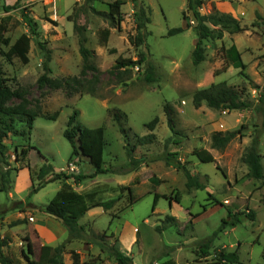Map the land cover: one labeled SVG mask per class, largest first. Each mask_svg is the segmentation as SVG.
I'll use <instances>...</instances> for the list:
<instances>
[{
	"label": "rangeland",
	"instance_id": "rangeland-1",
	"mask_svg": "<svg viewBox=\"0 0 264 264\" xmlns=\"http://www.w3.org/2000/svg\"><path fill=\"white\" fill-rule=\"evenodd\" d=\"M116 1L122 3L123 20L119 27H113L102 15L109 13L110 5ZM135 1L0 0V6L13 8L9 12L0 10V18H12L9 31L5 34L11 43L7 47L0 46V72L12 89L26 90L31 110L39 109L43 113L36 118L31 131L26 123L20 122L19 117H4L9 132L6 144L10 167L0 165V168L20 169L12 159L14 141L19 150L26 148L28 152L30 147L35 150L32 156L30 154L29 162L36 174L45 164L51 165L58 172L67 170L72 146L64 132L70 117L78 111L74 127L96 129L104 126L105 165L113 170L121 169L129 163L126 143L118 125L109 116V110L119 109L126 113V127L140 137L149 134L146 124L158 117L159 124L154 132L157 140L151 145L138 147L135 153L137 159L144 158L147 164L140 167L139 179L144 182L133 191L132 185L127 188L118 185L122 181H129L130 175L117 176L110 173L98 176L97 199L109 201L118 198L119 201L110 211L103 208L94 210L95 216L87 217L86 220L92 222L91 226L97 232L93 227L89 229L95 233L107 231L109 235L113 234L107 240L108 243L113 245L117 242L119 249L133 258L134 264H161L168 260L177 264H217L215 256L219 251H237L241 261L246 264H264V181L248 179V167L243 160L252 136L259 132L264 164V105L261 112L217 111L208 108L206 104L197 109L193 105V94L197 90L221 82L237 88L245 99L255 105L260 104L264 87V0H207L201 9L202 14L210 13L214 3L221 12L239 20L245 30L239 32L235 28L228 29L223 40L207 41L205 61L199 65L192 62L197 42L194 29L196 21L187 9V0ZM139 8L147 11L151 22L145 30L146 44L137 48L129 41V36L137 35L134 13ZM24 15L37 23L38 36L32 35ZM75 23L87 29V47L94 53L90 62L98 68L99 81L91 83L96 75L89 72L86 90L94 88L97 98L88 94L69 97L64 91L52 92L38 82L44 73V53L39 46L40 42L51 52V77L80 76L83 61ZM108 28L111 35L108 44L103 46L101 32ZM178 28L184 31L168 35L170 30ZM25 33L30 34L32 40L30 63L23 65L17 58L9 61L6 53ZM233 44L241 51L246 65L243 72L232 67L223 71V48ZM112 50L116 53H112ZM141 52L155 66L156 82H146V64L113 71L119 57L136 61ZM122 79L127 86L121 82ZM252 83L260 89H256ZM19 103V100H14L10 106ZM165 103L174 107L177 129L183 135L181 144L169 145V151L178 153V158L182 159L187 168L206 183V190L189 191L181 171L167 166L162 160L153 161L163 156L165 143L173 136L163 110ZM56 113H59L56 120L46 117ZM215 127L225 131L240 130L242 136H237L223 150H216L211 147L210 133ZM135 142L131 137L130 143ZM200 148L212 152L216 161L200 162L192 154L193 150ZM18 158L22 159L21 156ZM77 165L83 174L94 170L87 158H79ZM14 176L13 171L12 183L15 181ZM152 176L161 183L150 181ZM114 178L118 181H114ZM39 183L40 180L35 177L36 186ZM59 185L60 182H50L39 192L31 194L32 187L29 188L23 177L15 200L29 197L28 201L45 206L55 197ZM90 186L88 183L85 185L86 188ZM9 193L0 192V211L15 206L16 201L9 199ZM156 194L160 197L153 211ZM248 209L256 213L254 221L244 219L236 227L228 226L214 236L223 220H228L229 210L247 213ZM167 217H173L175 221L167 220ZM2 220L0 218V241L8 239L3 252L21 264H28L21 258V250L26 248V233H4ZM82 222L86 223L84 219ZM91 237L90 234L89 239ZM212 237L214 241L210 255L205 257L199 250L200 244ZM76 242L74 248L81 252V262H84L81 264H115L92 241ZM87 244L91 246L86 247ZM65 254L66 258L71 256L67 250ZM32 259L35 260L34 257Z\"/></svg>",
	"mask_w": 264,
	"mask_h": 264
},
{
	"label": "trees",
	"instance_id": "trees-1",
	"mask_svg": "<svg viewBox=\"0 0 264 264\" xmlns=\"http://www.w3.org/2000/svg\"><path fill=\"white\" fill-rule=\"evenodd\" d=\"M134 3L136 2L133 0ZM207 0H187V9L193 14L196 21L194 29L197 35V42L195 49L192 53V62L194 65H199L205 61L206 45L205 43L209 40H222L224 33L228 29L235 28L239 32L244 31L245 28L240 26L239 20L233 17L231 14L221 12L214 3H212V10L208 14H202L201 9L205 6ZM120 1L110 5L109 13H103L102 15L110 21L113 27H119L122 22ZM138 7V4H135ZM13 8L10 6H0V10L9 12ZM135 21L137 25V35L129 36V41L138 47L146 44V32L147 25L150 24L151 19L144 8H139L135 11ZM259 17V16H258ZM24 19L28 23V27L32 35L38 36V26L37 23L30 19L28 16L24 15ZM12 21L11 16L0 18V46H9L11 39L5 37V34L9 31V23ZM188 27H191L188 25ZM75 31L79 35V51L83 61V69L80 76H69V77H58L53 78L50 76L51 67L50 63L52 61L51 52L48 50L43 43H39L43 53L44 60L42 64L43 74L38 79V82L44 84L50 91H64L69 97L75 94H88L92 97H96V90L91 88L86 90L88 86L87 75L89 72L94 73V79L91 83H96L99 81V71L98 68L92 64L90 61L94 58V53L87 47L88 38L86 36L87 29L84 26H79L75 23ZM144 31V32H143ZM184 30L182 28L172 29L169 31L168 35L173 36L175 34H180ZM111 35V30L104 29L101 32L102 45L106 46L108 44ZM31 35L22 34L10 47L9 51L6 53V58L11 61L17 58L21 61L23 65H28L30 63V51H31ZM112 53H116L112 50ZM223 55L225 57L224 70L230 67L235 69H241L245 71L246 65L243 62L242 54L238 51L237 47L233 44L229 49L223 48ZM146 64V74L144 76L146 82L154 83L157 81V74L155 66L148 60V57L144 52L139 53V59L134 61L132 59L119 57L116 61V65L112 68L113 71H121L125 69L135 68ZM218 75L220 72L217 73ZM215 74L216 76H218ZM244 74V73H243ZM246 78L250 80L247 74ZM7 80L3 77L0 72V165H5L10 167L9 156L7 154L6 140L8 139L9 132L6 130L4 117H19L20 122L26 123L29 131L33 129L34 121L42 112L38 110H31L29 108L30 101L26 98L27 92L23 88L12 89L6 84ZM122 83L125 86L126 82L122 79ZM252 85H254L252 83ZM256 89H260L259 86H255ZM14 100H19L20 103L14 106H10V103ZM260 104L255 105L253 102L244 98L243 93L233 86H228L227 83L221 82L217 84H212L208 88L199 89L193 94V105L195 108H200L203 104H206L208 108L217 111H243V110H255L256 112H261L264 105V87L259 100ZM164 114L167 118V124L173 136L167 139L165 143V153L162 157L155 158L153 161H163L169 167H173L178 171H181L186 179V188L190 191L196 190H206L207 185L201 180V178L193 174L185 165L182 160L178 158V153L169 151V145H180L182 142V132L177 129V123L175 119V109L170 103H165ZM59 113L52 116H46L48 119L56 120ZM79 115L78 111H75L70 117L68 122V127L64 132V136L69 141L72 146V154L69 160H77L83 157L87 158L93 167L92 174H68L65 172L56 173L51 165H44L37 171V174L29 164H26L30 170L31 178L33 180V188L31 194L37 193L46 184L50 182L60 181L63 183L62 188L56 193L55 197L45 206L36 207L27 202L26 208L39 209L45 214L54 217L59 220L68 231V239L60 244L59 246H43L40 251V256L37 261L32 259L34 254L33 246L28 237L24 239L26 243V248L21 250L22 259H24L28 264H65L64 263V253L66 252L68 244L74 241H86L95 244L99 247L101 253L107 255L109 258L113 259L115 264H134L133 258L125 254L119 249V245L115 242L110 245L107 240L112 238L113 234L109 235L107 231L103 233H95L88 226L80 224V220L87 214V212L93 208L101 207L108 211L114 208L116 203L119 201L118 198L109 201H101L97 199L98 194L96 192L79 193L74 190L68 181L74 180L75 184H80L84 179L95 178L98 175H104L108 173L114 174H126L132 171L138 170L142 164H146L144 158L137 159L135 153L137 148L144 145H151L156 140V134L154 133L158 124L159 118L155 117L152 121L146 124V128L149 134L140 137L132 133L131 129L126 127L127 115L119 109L109 110V116L118 125L120 133L124 137L126 143L125 150L128 158V164L121 169L113 170L105 167L104 161V151L106 147L105 140V127H98L96 129H89L84 127L75 128L74 124ZM27 133V132H26ZM132 135V136H131ZM242 136L240 130L237 131H221L215 132L211 135V147L216 150H223L227 145L233 141L237 136ZM131 137L136 141L134 144L130 143ZM251 144L247 148L243 160L248 167V172L246 177L250 180H262L264 181V164L263 158L260 153V133L257 132L252 136ZM198 158L202 163H214L216 160L214 156L206 149H195L192 153ZM23 159L27 157V150L24 149L21 153ZM76 158V159H75ZM11 168H5L4 170L0 168V192L9 193L12 186V172ZM46 179V177H48ZM35 177L40 180L38 186L35 184ZM207 178V177H206ZM155 183H161L160 180H156L153 177ZM153 181V182H154ZM127 188V187H126ZM159 195L156 194L155 201L153 205V211L157 206ZM177 198V202H179ZM219 203L217 200H215ZM16 205V203L14 204ZM17 208L24 206L23 202H19ZM14 208V207H13ZM10 209V208H9ZM9 209H4L0 211V218L9 211ZM113 218H116L113 216ZM244 219L254 221L256 219V213L248 209L247 213H240L229 210L228 220H223L222 225L219 227L214 236L222 233L224 230L231 226L232 228L240 224ZM167 220L175 221L173 217H167ZM16 225V224H13ZM160 231L161 228H158ZM92 235L89 239V235ZM91 240V241H90ZM214 238H209L200 244V252L205 257L210 255V250L213 246ZM8 244V239H3L0 241V264H21L19 260H14L7 256L3 252V248ZM73 264H81V257L75 251L70 252ZM215 261L217 264H246L241 261L237 251L225 252L219 251L215 256ZM161 264H177L173 260H168Z\"/></svg>",
	"mask_w": 264,
	"mask_h": 264
},
{
	"label": "crops",
	"instance_id": "crops-1",
	"mask_svg": "<svg viewBox=\"0 0 264 264\" xmlns=\"http://www.w3.org/2000/svg\"><path fill=\"white\" fill-rule=\"evenodd\" d=\"M223 39H224V37H223ZM234 45L236 46V44H234ZM230 47L231 46L226 45L224 48L227 50ZM237 49L241 53V51L239 50L238 47H237ZM178 111H181V110H178ZM221 131L223 132L225 130H221V129H218L217 127H215L210 133L213 134L215 132H221ZM206 133H207V130H206ZM12 144H14L12 159L15 161V165L18 166L20 169L14 171L15 172V176H14L15 181H13V183H12L8 197H9V199L13 200V202L16 201L15 202L16 205L14 206V208H10L9 211L4 215L3 220H2V224H3L2 228H4V233H7L9 231L11 233H12V231H15V232L21 231V232L26 233L27 237L30 239L32 246H33L34 254L32 257H34L35 261H37L39 259V256H40L41 248L43 246H46V245L52 246V247L59 246L60 244L64 243L68 239V231H67L66 227H64V225L59 220L55 219L54 217H51V216L45 214L44 212L40 211L39 209L26 208L27 202L36 206V207H41V206H38L37 204H35L34 202L28 201L29 197L26 198L25 200L19 199V198L17 200H15L16 199V196H15L16 192H18V190H19L20 182L22 181L23 177L26 179V184L29 186V188L30 187L33 188V180L31 178V173H30V170L26 164H29L32 168V164L29 162V160H30L29 158L32 156V154L35 152V150H33L30 147V150L28 149L26 159H23V157L21 156V153L26 148H22L21 150H19V146L16 143H14V141L12 142ZM30 154H31V156H30ZM211 154H212V152H211ZM13 156H14V158H13ZM19 156L22 157L21 160H19V158H18ZM179 159L182 160L181 158H179ZM105 167H106V165H105ZM79 169H80V167H79ZM53 170L56 173H60V172H58V170H55L54 168H53ZM64 172L69 174L68 167H67V170H65ZM92 172L93 171L91 170L87 174L88 175L92 174ZM78 174H82V173L79 171ZM108 174H110V173H108ZM123 175H130V180L125 181V182L122 181V183L118 184V185L121 187H128V185H132L133 191H134L135 187H137L138 185L141 184V182H144L141 180V178L139 179L140 168L136 171H132V172L127 173V174H120V175L117 174V176H123ZM98 176H100V175H98ZM98 176H96L95 178L84 179L78 185L75 184L74 180L72 179V180L68 181V184H71L72 187L74 188V190L79 192V193L96 192L97 191L96 186H98V184H99V182L97 180ZM153 177L154 176L150 177L149 180L154 181V179H152ZM48 178H49V176L46 177V179H48ZM108 181H111V179ZM114 181H118V179L114 178ZM57 182H60V181H57ZM154 182H156V181H154ZM87 183L89 185H91L92 187L90 186L89 188H86L85 185H87ZM75 185H77V186H75ZM104 185L106 186V184H104ZM62 186H63V183L60 182V185L56 189L57 192L62 188ZM133 195H134V192H133ZM19 202H23L24 206L22 205L21 208H17L19 206V205H17ZM97 208H101V207H97ZM97 208H93V209L89 210L87 212V214L80 220V224L84 225V226H88L89 228L93 227V225L91 226L92 222L90 220H86V218L95 216L94 213L96 211H94V210H96ZM108 211H110V210H108ZM83 219L86 221V223L82 222ZM13 224H16V225H13ZM93 230L95 232H97L94 229V227H93ZM76 243L77 242L74 241V242L68 244L66 250L68 252H71V251L77 252L78 254H80V257L82 259L81 252L78 249L74 248ZM88 245L89 244H87L85 246L88 247ZM89 246H91V245H89ZM66 256L67 255L64 253V256H63L64 263L65 264H73V261L70 258L71 256L69 258H66ZM81 263H84V262H81Z\"/></svg>",
	"mask_w": 264,
	"mask_h": 264
},
{
	"label": "built area",
	"instance_id": "built-area-1",
	"mask_svg": "<svg viewBox=\"0 0 264 264\" xmlns=\"http://www.w3.org/2000/svg\"><path fill=\"white\" fill-rule=\"evenodd\" d=\"M68 172L73 175H77L79 169L77 167V160L71 161L68 165Z\"/></svg>",
	"mask_w": 264,
	"mask_h": 264
}]
</instances>
